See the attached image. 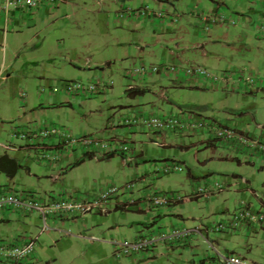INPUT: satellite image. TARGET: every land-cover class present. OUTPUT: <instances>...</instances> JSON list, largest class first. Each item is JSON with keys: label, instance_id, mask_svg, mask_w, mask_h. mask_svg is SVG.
I'll return each mask as SVG.
<instances>
[{"label": "rangeland", "instance_id": "374dc122", "mask_svg": "<svg viewBox=\"0 0 264 264\" xmlns=\"http://www.w3.org/2000/svg\"><path fill=\"white\" fill-rule=\"evenodd\" d=\"M234 1L227 0V3L233 4ZM67 2L68 0H64L58 7L64 6ZM170 2L173 5H167V9L179 16L177 25L174 28L179 29L178 35L185 34V40H189V32H192L193 35L196 34L195 21H197V16L190 15L189 10L196 12L198 8L194 4L186 5L187 1H182L180 4L176 0H170ZM104 7L105 9L102 13L98 12V9H94L92 12H80L72 22L68 23L69 25L62 28L59 27L60 23L58 21L54 22L48 29L43 27L42 31L38 32V37L30 38L28 47L22 53H19V56L17 55L18 51L15 53L9 52L7 64L9 67L13 66L16 69L14 72L11 69L9 75L15 80L12 84L11 82L7 84L0 80V105H9L11 108L10 117L13 119L12 122L14 121L13 124H23L24 126L14 127L12 131L16 129L18 131H26L28 129L35 131L34 129L41 124L39 119L35 120L31 117H29L27 122L17 120L24 108V103L20 101L19 97V92L22 90L27 92V96L31 95L34 97L40 94L41 96H48L49 93H53L52 89L54 87L61 89L68 81L90 84L97 79H104L107 82H114V86L110 91L86 99V104L74 103L71 106L68 103L59 104L63 108L58 114L54 113L52 117L54 124L60 127L63 132L70 133L75 138L80 135H91L92 137L111 140V136L114 134L111 130L117 127L120 120L122 122L123 119L125 120L133 115H141L142 118H146L193 113L204 116L209 120L214 119L218 123L225 125L228 123L226 118H233V116L245 113L246 115L244 116L246 118L241 121L242 124L237 125L235 123L234 126L245 127L244 130L250 131L254 136L261 135L264 138V91L252 94L254 95L252 96L253 99L244 101L242 100L243 98H238L235 95L214 94V92H193L191 94L188 88L174 86V76L168 77L156 73L143 79L126 77V69H130L133 65L140 66L143 62L148 68L160 67L164 64L176 66L183 64L173 60L172 56H168L167 61H162L157 57L159 54H152L154 51L163 53L164 50H161V47H154L156 43L152 39H146V37V41L151 45L148 48L145 46L146 53H141L140 50L135 48H132L131 53L129 47L127 51L121 52L122 50H119L120 48H116V46L104 44L101 35L104 31L108 32V24L109 26L114 25L113 12H115L114 9L110 10L107 6ZM153 7L155 8V6ZM55 8L57 9V7ZM220 9L228 14L226 8L221 7ZM246 12L247 16L253 17L251 26H244L238 20L236 21L235 15L229 14L231 18L234 17L235 24H227L224 27L237 26V33H240V35L246 33L249 36L248 46L250 50L248 54H238L236 56L227 54L222 59V62L213 58L210 64H205L202 61H197L200 60L198 54L182 55L181 51H177L175 45L172 44L168 46L170 49L169 53L180 57L181 61L202 65L211 72L220 73L228 68L246 67L264 75V37L259 27L264 17V8L256 6L255 11L248 9ZM188 19H192L191 23H186ZM156 30L153 29V33ZM174 30L171 32L174 33ZM15 33L18 35L20 32ZM210 33H205L207 38ZM140 41L143 42L142 39ZM24 54H26V58L29 61L26 65H23L26 60L23 57ZM53 54L64 57V59L60 60L58 58L53 65H50L48 64V58ZM2 59L3 53L1 52L0 62ZM68 60H72L75 65ZM107 61H112L111 66H106ZM128 79L132 81V84ZM129 84L134 85V88L136 86L144 88L146 90L145 94L131 98L126 92L130 87ZM225 87L227 85L223 88ZM229 88L231 89V84ZM164 91L171 102H167L162 97ZM54 94L64 98L69 96L62 91ZM109 124H113L115 127L112 129ZM230 124L231 126L233 125L232 123ZM10 125L8 130H10ZM259 125L263 126V130L259 128ZM127 130L130 132L127 138L119 136L117 138L129 142L131 148L133 150L136 149L137 156L135 155L133 162H129L132 155H122L120 153L110 160L92 162L89 171H86L87 174L85 173V176L76 178L75 189L78 190L76 193L69 184L63 183L57 186V184L52 185L48 180L38 184L37 178L27 174L25 176L21 174L23 170H20V174L16 177L18 183L15 187L17 188L16 191L30 190L35 192L34 194L37 198L40 195L45 197L46 194L56 192L54 194H57V196L59 195L58 193H62L72 199L92 200L108 188L117 187L122 189L127 184H134L133 192L128 191L120 195L121 203H126L131 199L144 201V198L150 194L159 192L162 194H174L186 201L190 200L196 189L206 187L216 181L224 182L223 179L226 176L229 177L233 184L232 189L237 187V182H240L249 189L254 190L264 200V169L261 167L263 165H260L259 162H255L254 166L246 163L244 157L235 153L231 148L224 146L222 142L215 145L218 150L217 155L224 158L232 157V159L224 160L219 159L218 156H212L206 143H202L203 138L205 140L209 138L207 133L200 132L182 135L168 132L167 134L172 139L168 140L166 144L168 146L171 145V147H165L164 149L155 143L161 144V141L156 138L158 134L149 133L146 127L138 126L133 130ZM134 134L135 136H133ZM2 140L0 138L1 143L3 142ZM22 141L24 140L12 139V142H17V144ZM39 155L40 150H37L32 156L38 157ZM235 158H240L243 162L242 165H239ZM169 165H178L183 168V171L167 174L165 173V168ZM233 174L240 175L243 180H237V178L232 177ZM0 176L5 177L1 173ZM226 187L228 188V186ZM226 192L219 194L220 196L217 199L210 202L190 201L184 205L175 206L173 207L175 214H160L158 212L156 214H139L132 210L125 212L129 214L121 211L116 212L117 214L112 218L111 224L102 227L100 235L98 234L96 238L106 242H124L126 240L134 241L136 233L138 235L144 233L145 236H148V234L155 235L158 232L189 231L200 227L211 231L212 227H215L238 211L236 203L242 199V196L237 194L228 198L225 194ZM245 197H250L249 191H247ZM262 205L256 210H259ZM142 207H146L144 202ZM227 208L228 211L222 212ZM154 215L158 216L155 222L152 221ZM139 221L141 223L136 225ZM263 231H228L232 235L228 245L229 250L235 251L236 254L242 257L246 256L249 260L247 261L250 263L264 264ZM215 234L222 235L227 233L211 231V239H214ZM191 236H195L197 242L192 244L190 249H185L184 255L186 257H191V250L196 249L201 251V258L204 253H210L213 257L215 256L201 235L192 232ZM177 243L160 244V246L167 248L169 254L172 255L169 258L171 261L180 258L181 248L172 246ZM75 245L76 247L73 249L71 257L79 255L77 264L90 263L91 259L96 264H107L104 258L90 256L87 253L89 250L88 246L80 243ZM113 247L115 248V246ZM107 250L110 251L109 248ZM143 254L147 253L140 255ZM47 258L50 257L46 256Z\"/></svg>", "mask_w": 264, "mask_h": 264}, {"label": "crops", "instance_id": "0c3cea01", "mask_svg": "<svg viewBox=\"0 0 264 264\" xmlns=\"http://www.w3.org/2000/svg\"><path fill=\"white\" fill-rule=\"evenodd\" d=\"M176 1L179 4L182 1H187L186 5L194 4L200 12H211L217 10L218 7H224L226 8L228 14L233 16L235 15L236 21L238 20V22L242 23L244 26H251L253 24V17L247 16L246 11L248 9L250 11H255L256 6H262V8H264V0H235L233 4L227 3V0ZM123 3L125 8L133 7L137 9L142 5L149 3L155 6L156 9H164L169 11L170 9H167V5H173L171 4L170 0H68L67 4H65L64 6H61L60 8L57 7V9L44 8L37 12L34 17L22 16L18 12H13L8 16H6L5 14H1L0 53H3V59L0 62V80L7 84H9L10 82L12 84L14 82L15 78L9 75V71L12 69V71L14 72L16 71V69L13 66L9 67L7 64L9 52L15 53L18 51L17 55L19 56V53H22L24 49L26 50V48L28 47L30 38L38 37V32H40V30L42 31L43 27H47L48 29L53 25L54 22L58 21L60 23L59 27L62 28L66 25H69L68 23L72 22L80 12H92L94 9H98V12L102 13V11L105 9L104 6H107L110 10H115V12H113L114 25L109 26L108 24V32L104 31L101 35V39H103L104 44L120 48L119 50H122L121 52L127 51V48L129 47L131 53L133 50L132 48L140 50L141 53H146L147 51H145V49L148 48V46H151L146 41V39H152L156 43V46L154 47H161V50H164L163 53H160L158 51H154L152 53L154 55L159 54L157 57H159L162 61H167V57L172 56L173 60L178 61V63H182L183 65H193L195 63L181 61L180 57L175 56L173 53L170 54V49L168 48L169 44L175 45L177 51H181L182 55L188 56V54L191 53H193L194 55L198 54V56H200V60L197 61H202L205 64H210L211 59L213 58L222 62V59H224V56L227 54H231V56H236L238 54H248L250 50L248 46L249 36L246 33L241 35L240 33H237V26L225 28L223 25H218L212 29L210 36L208 35L209 37L207 38V35L201 28L202 26L199 18H197V21H195L196 34L193 35L192 32H189V40H185V34L178 35V28L175 29L174 27H163L162 24L158 21L154 22L147 19L128 18L124 22L117 23V14L123 8ZM189 14L194 17L197 16L191 13V9L189 10ZM191 20L192 19L186 20V23H191ZM263 25L264 17L259 24V27L261 28ZM153 29H157L156 32L153 33ZM173 30L175 31L174 33L171 32ZM15 32L20 33L17 35ZM141 39L143 40V42L140 41ZM23 57L26 59L23 65H26L27 63H29L26 58V54H24ZM58 58H60V60L64 59V57L55 56L54 54L51 55L48 58V64L53 65L55 63V60L57 61ZM68 61L73 63L72 60ZM111 64L112 61L106 62V66H111ZM237 68L239 67H236L234 69ZM228 69L234 70L233 68ZM128 80L131 81L130 79ZM173 82H175L174 86H182L184 88H188L191 94L193 92H214V94L221 93L224 95H235L238 98H243L242 100L244 101L253 99L252 96L254 95L252 94H258L246 93L244 89H242L241 87L238 88V86L235 84H232L234 88L229 89V85L223 88L225 86L224 83L214 85L211 82H196L192 79H186L183 77H175ZM145 91L146 90L144 88H139V86H136L133 89L128 88L126 90L131 98L143 95L145 94ZM23 93H25L26 96H23ZM19 97L20 101L24 103V108L22 109L21 116H19L17 120L21 122H27L29 121V117L35 120L39 119L41 121V124L38 125L36 129H34L35 132H39L44 128H53L57 126L56 124H54V119L52 117L54 113L58 114V112L62 110L63 106H60L59 104L68 103V105L70 106L74 103L86 104V99H90L83 96H68L64 98L63 96H58L54 93H49L48 96H41L40 94L33 97L31 95L27 96V92L25 90L19 92ZM162 97L167 102H171L170 98L166 96L165 91L162 93ZM81 98L83 99L81 100ZM10 114L11 108L9 105H0V138L3 139V142H0V157L4 155L9 156L11 159H14L18 163L20 168L13 176H9L4 172H0L5 176H0V188L17 190V188H15L18 184L16 181V177L18 176V174H20V170H23L21 174H24L25 176L27 174L29 176H32L33 178H37L38 184L46 182V180L50 181L52 185L57 184V186H60L63 183L66 185L69 184L71 188H74V192L76 193V191H78L75 189L76 178L83 176L86 171L88 172L90 164L92 162L110 160L115 156L114 154L105 156H93L89 154L83 147L65 145L60 140L58 135H52L45 140H24L20 142V144H17V142H12V139H17L12 138L13 128L17 126H24L23 124H13L14 121L12 122L13 119H11ZM244 115L246 114L241 113L237 116H233V118H226L228 120V123L225 125L245 132L251 137L258 138L264 141L263 136L260 135L256 137L252 133H250V131L244 130L245 127L234 126L235 123L237 125L242 124L241 121L246 118V116ZM251 118L253 120L252 116ZM120 122L115 129H113L115 125L109 124L110 128L113 129L111 131L114 132L111 138L118 136L127 138V136H129L128 134L130 132L125 129ZM230 123H232L233 125L231 126ZM9 125L10 130H8ZM259 128L263 130V126L259 125ZM133 136H135V134ZM156 136V138L161 141V144L155 142L156 145L161 146L164 149L165 147H171V145L168 146L166 144L168 140L172 139L169 134L163 133ZM9 138L11 141L8 140ZM202 143H206V146L209 147L208 150L211 152L212 156H218V150L208 144L207 140L203 138ZM223 144L224 146L234 150L235 153L240 154L242 157H244L246 163L254 166L255 162H259L260 165H263L261 166L262 169H264L263 155L250 151L248 148H239L232 143ZM37 150H40V155L38 157H33L32 155ZM135 155L137 156L136 149L133 150L131 160H129L130 163L134 161ZM218 158L224 160L232 159V157L224 158L223 156H218ZM235 159L239 165H242L243 162L240 158ZM232 177L237 178V180H243L238 174H233ZM223 181L226 186H228V188L225 190L227 191L225 194L228 196V198L237 194H240L242 196V199L237 201L236 207L243 202L248 204L253 209H257L262 204H264V200L260 198L254 190L249 189L242 183L237 182V187L232 189L231 187L233 184L229 177L224 176ZM247 191H249L250 197H245ZM27 192L31 191L28 190ZM54 193L56 192L46 194L45 197H42L40 195L42 203L45 205H52L55 202L59 201V199L53 198L54 195H57ZM58 194L63 199L67 200H83L72 199L62 193ZM220 195L211 199L201 198L182 201L170 208L165 209L148 211L147 209H144V207H138L132 209V211H136L139 214H156L157 212L160 214H175L173 212V207L175 206L184 205L190 201L210 202L217 199ZM119 211L125 213L128 210H124L120 203H118L117 201H113L108 205V211L105 214L98 213L89 214L86 216H78L60 212L53 213L48 217V225L50 226V229L44 233H41L43 219L41 215L36 212L25 213L20 211H11L8 213L0 214V244L9 242V245H22L27 243L30 239L38 237V244L35 253L30 259H28V261L31 263L27 262V264H77V262L79 261V255L77 257H71V253L76 247V243L88 246L89 250L87 251V253H89L90 256H97L101 259L104 258L107 261L105 262L107 264H218L216 257H213L212 254L210 255V253H204L201 258V251L199 249L191 250V257H186L184 255V252L190 249L192 244L197 242V240H195V236L181 238V240L177 244L172 245L179 246L181 248L180 250L182 251L180 252V258L175 261H171L169 259L172 255L169 254L167 248L160 245H158L151 253L136 255L133 257L118 258L117 256H115V248L113 247L115 246L114 241H101L96 237L98 234L100 235V229H102V227H106L111 224L112 218H114L115 214H117L116 212ZM224 211H228V208L223 210L222 212ZM157 217L158 216L154 215L152 221L155 222V219ZM139 223H141V221L137 222L136 225H138ZM196 229L197 228L190 229L189 231L195 232ZM210 234L211 231L209 229H205L202 231L201 236L208 243L211 249L212 247H216L221 254L227 256L231 254L238 255L235 253V251H231L228 248V245L232 239L231 234H215L214 239H211ZM137 237L138 234L136 233L135 239ZM108 248L110 249V251L107 250ZM46 256H49L50 258L46 259ZM242 258H244L246 261L248 260L246 256H243ZM92 263H94V260L92 259L90 260V263L84 262V264Z\"/></svg>", "mask_w": 264, "mask_h": 264}, {"label": "built area", "instance_id": "2783aa9c", "mask_svg": "<svg viewBox=\"0 0 264 264\" xmlns=\"http://www.w3.org/2000/svg\"><path fill=\"white\" fill-rule=\"evenodd\" d=\"M258 1V0H257ZM262 1V0H259ZM64 0H1L0 1V15L8 16L13 12H18L22 16L34 17L37 12L44 8L58 7ZM221 7L211 12L192 11L191 13L197 15L201 22L204 33H210L213 27L218 25L235 24V20L229 16L225 11L222 12ZM117 23L124 22L126 19H147L151 21H158L163 27H175L178 22V15L174 12L164 9H156L151 4L146 3L140 8H123L117 14ZM261 34L264 37V25L261 27ZM162 74L164 76H174L192 79L194 81L211 82L214 85L224 83L231 84V89L234 88L232 84L242 88L246 93H259L264 91V75L260 72H254L246 67L237 68L234 70L226 69L220 73L211 72L206 67L198 64L193 65H167L160 67L148 68L143 62L140 66L133 65L130 69H126V77L130 79H143L154 74ZM114 86L113 81H106L104 79H97L90 84L82 82H66L60 89L54 87L53 93L65 92L71 97L83 96L85 98L95 97L110 91ZM134 85H130L129 89H133ZM230 89V88H229ZM23 96H26L23 93ZM121 125L129 130H133L138 126H143L148 129L151 134L163 133H179L182 135H191L196 133H207L209 138L207 143L215 147L217 143H232L239 148H248L250 151L259 153L264 156V141L258 138L251 137L245 132L235 128L218 123L216 120H209L204 116H199L193 113L188 115L181 113L177 116L166 115L164 117H146L141 115H133L123 119ZM52 135H58L60 140L65 145L83 147L89 154L93 156H105L109 154H122L131 156L133 149L129 142L122 141L117 137L111 140H104L101 138L92 137L91 135H80L76 138L72 134L63 132L58 126L53 128H44L39 132L32 130L13 131L12 138L20 140H45ZM131 160V159H129ZM183 168L178 165H169L165 168V173L182 172ZM224 182L216 181L206 187L196 189L190 199H211L226 190ZM134 191V184H127L122 189L111 187L104 190L92 200L83 199L82 201H74L63 199L59 195L53 198L59 199L52 205H45L41 198L35 197L32 192H18L13 189L0 188V214L11 211H21L25 213L36 212L41 215L43 219V226L41 233L47 232L50 229L48 225V217L53 213H68L78 216H86L93 213L105 214L108 211V205L117 201L124 210H132L133 208L142 207V203L146 204L144 209L156 210L168 208L174 204L180 203L185 199L174 194L152 193L144 198V201H137L131 199L126 203H121L120 195L126 192ZM204 229L202 227L195 230L196 234L201 235ZM241 230L257 231L264 230V204L259 210L253 209L246 203H241L238 206V211L230 215L221 223L212 227V232L228 233L237 232ZM192 232L184 230H173L168 232H158L155 235L145 236L144 233L138 235L134 241H114L115 256L118 258L133 257L142 253H151L160 244H172L179 242L181 238L191 236ZM231 234V233H230ZM38 244V237L30 239L27 243L22 245H9V242L0 244V264H27L36 250ZM214 257L218 264H255L246 261L241 256L231 254H221L216 247H212ZM142 252V253H141ZM31 263V262H29ZM28 263V264H29Z\"/></svg>", "mask_w": 264, "mask_h": 264}, {"label": "trees", "instance_id": "16d2710c", "mask_svg": "<svg viewBox=\"0 0 264 264\" xmlns=\"http://www.w3.org/2000/svg\"><path fill=\"white\" fill-rule=\"evenodd\" d=\"M19 168L20 166L18 163L9 156L4 155L0 157V172H4L9 176H13L16 174Z\"/></svg>", "mask_w": 264, "mask_h": 264}]
</instances>
